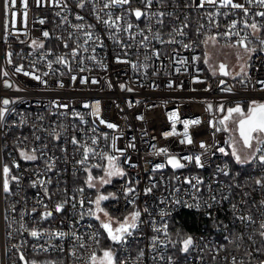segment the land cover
<instances>
[{
    "label": "built area",
    "instance_id": "obj_1",
    "mask_svg": "<svg viewBox=\"0 0 264 264\" xmlns=\"http://www.w3.org/2000/svg\"><path fill=\"white\" fill-rule=\"evenodd\" d=\"M233 2L243 4L247 15L222 6L223 0L214 5L131 0L110 8L103 7L104 0H42L39 6L27 0V9L23 0L14 5L0 0V109L5 110L0 120V264H33L38 258L43 264H91L102 243L105 216L89 215L96 212L99 195L109 197L100 206L110 216L141 212L127 242L109 246L118 264H264V135L254 134L252 153L238 163L221 123L233 105L264 103V18L256 15L264 7ZM135 9L145 16L136 19ZM109 12L112 19L121 17L119 29L101 22ZM245 23H256L259 30ZM245 36L249 49H255L246 51V70L207 74L204 46L215 41L240 47L237 41ZM195 120L199 123H191ZM109 123L116 128H108ZM85 147L94 153L81 164ZM33 149L36 161L21 158V151ZM109 155L117 158L123 176L106 175ZM171 157L184 167L173 168ZM48 163L54 164L51 170ZM5 164L21 177L19 184L10 180L15 194L2 190ZM60 203L63 210L55 212ZM46 210L53 215L42 219ZM183 214L196 220L190 223L194 230L184 227ZM32 229L43 235L32 237ZM188 236L193 245L185 253L182 239Z\"/></svg>",
    "mask_w": 264,
    "mask_h": 264
},
{
    "label": "snow or ice",
    "instance_id": "obj_2",
    "mask_svg": "<svg viewBox=\"0 0 264 264\" xmlns=\"http://www.w3.org/2000/svg\"><path fill=\"white\" fill-rule=\"evenodd\" d=\"M91 2L93 4L96 3V0H91ZM204 3L207 4H216L217 0H203ZM248 2L251 3H255L261 7H264V0H248ZM9 3L11 4H15V0H9ZM37 5L39 6L42 3V0H36ZM131 3V0H104V8H110V7H115V6H124V5H129ZM146 4H151V0H145ZM23 5L24 8L27 9V0H23ZM199 6H203V4L199 5ZM222 6L224 7H232L234 9H240L242 10L246 15L248 13V9L245 8V6L243 4L240 3H234L233 0H223V4ZM7 7V4H6ZM78 7L80 8H84L85 4L83 2H79L78 3ZM133 14L135 16L136 19H140L141 17L145 16V13L142 12L140 9H135L133 10ZM109 19L107 20H102L101 22L103 24H105L108 28H116L119 29L120 25H119V21L121 19V17H116L115 19H112V13L109 12L107 13ZM157 15L159 16H163L164 13H158ZM256 15L264 18V11L258 12L256 13ZM97 20H101L100 16L97 15ZM149 19H151V17H148ZM24 22L26 24L27 22V12L25 11L24 16H23ZM76 19L78 20H83L82 16L77 15ZM159 23H162L161 21H158ZM40 24L45 23L44 20H40L39 21ZM79 29H81L83 26H76ZM89 28L92 27V25H88ZM133 27V25L131 23L127 24V29L126 30H131ZM232 28L236 27V24L233 23ZM245 27H250L251 29L255 30H259V26L256 23H252L251 25H248L247 23H245ZM85 35L88 37V40L92 39V34L90 32L85 33ZM238 35V33H237ZM43 36L44 37H49V33L47 31L43 32ZM211 39H215L214 37ZM34 46L39 47V48H43L44 44L43 43H37V41H33L32 42ZM261 44H264V41H261ZM237 45L240 47H243L245 49V51H255V49H249L248 47V42H247V37H242L237 41ZM67 47V45H65ZM74 56L77 54L75 51L72 53ZM11 55V54H9ZM64 58L60 57L59 58V62H63ZM49 67H51V64H49ZM226 66L221 64L220 65V70L223 72L224 75H228V72L225 70ZM16 71H23L22 67H17ZM25 75H28L29 73L24 72ZM4 75H7V72L4 73ZM35 79H39V77H34ZM73 79H75V77H73ZM93 83H96L95 80L92 81ZM9 87H11V85H8ZM171 86V85H169ZM121 87L123 88V85H121ZM2 103L4 105L9 104L8 100H3ZM211 107V106H209ZM221 111H223V107L221 106ZM4 111L0 109V120L3 119L4 117ZM237 114L239 115L241 118L238 121V130H239V134L240 137L243 139L244 145L246 147L251 148L252 147V140L254 138V134H264V103H256L255 101L252 102V105L250 106V108L247 110V112H245V110L243 108H241L240 106H237L235 108H230L227 110V117L225 119H229L233 116V114ZM142 119V117H141ZM101 123H105V121L101 120ZM191 123L193 124H198L199 120H195L192 121ZM221 123H224V121H221ZM184 126H185V136L187 138V143H191V138L187 136V127H188V122H184ZM108 128H116V125L114 124H107ZM172 134H175L174 132ZM37 139H39L37 137ZM73 143H77V141L75 139H73L72 141ZM185 141H181V143H184ZM93 144L96 143L95 140L92 141ZM202 148H205L206 145L201 144L200 145ZM161 152H165L166 153V149H161ZM221 152H223V149H220ZM257 151H259V149H257ZM89 153H94V149L91 147H85L84 150V154H83V159L81 161H79V163L84 164L87 160H88V154ZM233 155L235 156L236 161L239 163L241 162L240 160V156L235 152V149L233 150ZM20 156L23 160L25 161H36L38 159L37 155H36V150L33 149L31 153L27 152V151H21L20 152ZM108 161V168L106 171V175L111 177V176H123L124 173L123 171L116 165L115 161H116V157L113 156H106L105 157ZM185 159L191 161L192 157H185ZM195 161L198 165H201V161H200V157L197 156L195 157ZM260 161L261 163H264V156L260 157ZM169 164L172 165L173 168H183L184 164H182L178 159H176L175 157H171L169 159ZM15 168L19 169L20 165L18 163L14 164ZM54 167L53 163H48L47 164V168L49 170H51ZM159 167H163L162 165ZM2 174H3V182H2V190L4 193H9V194H15L12 193L11 188H10V180L11 181H15L17 184L20 183L21 177L12 174V170L10 169V167L5 164L2 167ZM92 180L93 177L91 175H89L88 177V186L89 187H93L92 184ZM108 181H102V183H107ZM40 186H44L45 185V181H40ZM48 183H50V181H48ZM197 183H199V181H197ZM257 183H260V181H257ZM32 186L35 187L36 186V182L34 181L32 183ZM80 191L82 192L83 189H80ZM132 191V189H128V192L130 193ZM148 191H151V189H148ZM45 195H47V188L45 187ZM109 197L107 195H99L96 200L94 201L95 207H96V212L93 213L91 211H89V215H95V218L97 220L100 219V215L99 213H103V215L105 217H107L106 221H102L101 222V227L107 232V236L108 239L111 240L113 243L115 244H125L126 241V237H130L133 235V230H135L140 222V217H141V212L140 211H134L132 212L129 216L125 217L123 221H116V223L118 224L117 227H113V218L109 215V213L107 211H105L103 208H101L100 204L101 201L107 200ZM40 203H42V201H40ZM83 201H80L81 206H83ZM131 203V201H130ZM75 206V205H73ZM45 209H47V205H44ZM64 205L62 203L57 204L55 206L54 211L55 212H60L63 210ZM35 211V209L33 210ZM53 215V211L51 210H46L42 213L41 218L42 219H48L49 217H51ZM163 215V213H162ZM241 219H244L243 217ZM249 220L251 219L250 217L248 218ZM23 227V225H22ZM166 228V226H165ZM260 228L262 230H264V222H262L260 224ZM157 232H160L161 229L157 228L155 229ZM25 231H28V229H25ZM165 234L167 235V233L165 232ZM30 235L34 238L39 239L43 233H41L40 231L36 230V229H32L30 231ZM49 236H54V237H64L66 235V233L64 232H49L48 233ZM261 236H264V231L260 232ZM153 246H155L156 244V238L153 239L152 241ZM193 245V238L191 236L185 237L182 239V251L187 253L190 249V247H192ZM75 254V253H73ZM140 256H143V251H141ZM20 259L22 261H25V257L23 254H21ZM90 261L91 264H118V260L117 257L114 253V251L109 248V249H105L103 250V255L102 257H97V255L95 253H93L90 257ZM25 264H28L27 261H25ZM33 264H35V262H33ZM122 264V262H121Z\"/></svg>",
    "mask_w": 264,
    "mask_h": 264
},
{
    "label": "rangeland",
    "instance_id": "obj_3",
    "mask_svg": "<svg viewBox=\"0 0 264 264\" xmlns=\"http://www.w3.org/2000/svg\"><path fill=\"white\" fill-rule=\"evenodd\" d=\"M203 53H204V57H203L204 68L207 74L209 75L218 73V69L214 66L215 62H223V61L226 62V65H228V71L232 75L241 74L246 70V61H247L248 53L245 51L243 47L223 46L215 41H211L208 43L207 46H204ZM237 106L243 108L245 112H247V110L250 108V105H247L245 103L233 105L232 108H235ZM240 118L241 117L239 115L234 113L231 118L226 119L224 123H222V126L226 130H228L230 143L233 147V150L235 149V152L240 156V160H246L249 157V154L252 153L253 149L252 148L247 149L246 147H244L238 135L237 123L240 120ZM129 215L130 214H125L120 216L111 215V217L113 218V227L118 226L116 221H123L124 218ZM104 218L103 221H106L107 217ZM105 249H109V247L107 246L102 247L100 249V253L98 257H102L103 250ZM35 264H43V263L42 262L40 263V261H38Z\"/></svg>",
    "mask_w": 264,
    "mask_h": 264
},
{
    "label": "trees",
    "instance_id": "obj_4",
    "mask_svg": "<svg viewBox=\"0 0 264 264\" xmlns=\"http://www.w3.org/2000/svg\"><path fill=\"white\" fill-rule=\"evenodd\" d=\"M181 218H182V221L184 222V227H186L187 229H190V230H194L195 229V226L194 225H191L190 226V223L191 222H196V220H193L192 219V216L190 214H183L181 215ZM194 226V227H193ZM101 233H102V243H101V248L102 247H109L111 245V240L108 239V236H107V233L106 231L101 228ZM33 258H36V257H33ZM42 258H38V260L40 261Z\"/></svg>",
    "mask_w": 264,
    "mask_h": 264
},
{
    "label": "water",
    "instance_id": "obj_5",
    "mask_svg": "<svg viewBox=\"0 0 264 264\" xmlns=\"http://www.w3.org/2000/svg\"><path fill=\"white\" fill-rule=\"evenodd\" d=\"M221 64H223V65H225L226 66V71L228 72V74H229V71H228V67H227V65L226 64H224V63H219V69H218V72L220 73V74H222V75H224L223 74V72L220 70V65ZM237 129H238V123H237ZM238 135H239V137H240V134H239V130H238ZM264 135V134H263ZM240 139H241V142H242V144L244 145V142H243V139L240 137ZM244 147H246L245 145H244ZM246 148H249V147H246ZM170 159V158H169Z\"/></svg>",
    "mask_w": 264,
    "mask_h": 264
},
{
    "label": "flooded vegetation",
    "instance_id": "obj_6",
    "mask_svg": "<svg viewBox=\"0 0 264 264\" xmlns=\"http://www.w3.org/2000/svg\"><path fill=\"white\" fill-rule=\"evenodd\" d=\"M219 63H224V64H226V62H224V61H223V62H215V65H214V66H215L217 69H219ZM227 67H228V65H227Z\"/></svg>",
    "mask_w": 264,
    "mask_h": 264
},
{
    "label": "bare ground",
    "instance_id": "obj_7",
    "mask_svg": "<svg viewBox=\"0 0 264 264\" xmlns=\"http://www.w3.org/2000/svg\"><path fill=\"white\" fill-rule=\"evenodd\" d=\"M204 64V63H203Z\"/></svg>",
    "mask_w": 264,
    "mask_h": 264
}]
</instances>
